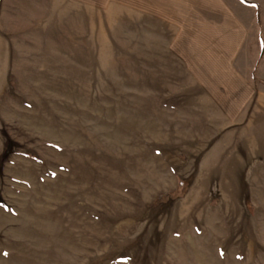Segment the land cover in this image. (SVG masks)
<instances>
[{
	"label": "rangeland",
	"instance_id": "rangeland-1",
	"mask_svg": "<svg viewBox=\"0 0 264 264\" xmlns=\"http://www.w3.org/2000/svg\"><path fill=\"white\" fill-rule=\"evenodd\" d=\"M0 264H264V0H0Z\"/></svg>",
	"mask_w": 264,
	"mask_h": 264
}]
</instances>
